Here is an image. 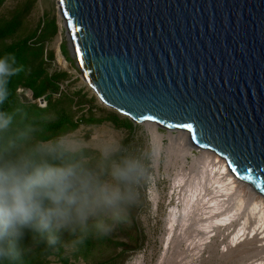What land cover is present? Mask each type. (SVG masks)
Instances as JSON below:
<instances>
[{"label": "water", "instance_id": "water-1", "mask_svg": "<svg viewBox=\"0 0 264 264\" xmlns=\"http://www.w3.org/2000/svg\"><path fill=\"white\" fill-rule=\"evenodd\" d=\"M59 5L71 54L104 105L188 133L264 196V0Z\"/></svg>", "mask_w": 264, "mask_h": 264}, {"label": "clouds", "instance_id": "clouds-1", "mask_svg": "<svg viewBox=\"0 0 264 264\" xmlns=\"http://www.w3.org/2000/svg\"><path fill=\"white\" fill-rule=\"evenodd\" d=\"M15 65L14 55L0 56V264H19L29 237L56 245L65 233L79 242L110 234L129 220L158 155L148 129L103 141L94 159L65 137L38 139L2 107Z\"/></svg>", "mask_w": 264, "mask_h": 264}, {"label": "bare ground", "instance_id": "bare-ground-1", "mask_svg": "<svg viewBox=\"0 0 264 264\" xmlns=\"http://www.w3.org/2000/svg\"><path fill=\"white\" fill-rule=\"evenodd\" d=\"M60 59L65 61L62 53ZM147 126L155 134L156 167L160 170L165 153L178 201L167 220L157 264H264V196L225 159L193 145L188 133L165 134L157 124ZM160 199L156 191V206ZM130 264L147 262L140 257Z\"/></svg>", "mask_w": 264, "mask_h": 264}, {"label": "trees", "instance_id": "trees-1", "mask_svg": "<svg viewBox=\"0 0 264 264\" xmlns=\"http://www.w3.org/2000/svg\"><path fill=\"white\" fill-rule=\"evenodd\" d=\"M7 0H0V56L12 54L16 57V67L21 69L12 76L7 85L8 98L3 104L4 109L17 110L19 120H26L34 125L39 131L37 138L41 140H54L59 137H66L76 132L82 124L100 125L104 122H111L118 129L133 130L135 124L127 117L112 111L106 118L97 119L94 114V107H90V117L82 116L75 120L77 111H84V107L92 103L87 95L80 92L71 95L62 92V83L70 80L71 76L66 71L51 73L49 68L55 60V52L49 51L50 42L58 34L56 18H50L51 31L48 32L47 18L39 24L33 32L28 31L29 17L32 14L37 0H28L26 4L18 5L7 15L2 13ZM75 69L76 61L68 60ZM27 91L32 92L33 99H29ZM60 94V97H56ZM44 98L47 106L42 107L39 100ZM77 109V110H76ZM84 155L90 159L98 156L97 151L83 149ZM138 205L133 209L129 220L118 225L119 229L128 232L131 240H136L138 247L143 246L138 239H142L139 230L137 216ZM132 225L129 226V224ZM113 232L106 236L89 237L79 242L76 237L67 233L63 234L56 245H48L46 241H33L31 237L24 242V252L19 264H50L52 256H59L63 264H77L83 259L86 262L95 261L92 264H116L121 254L116 257H108V251L114 252L121 247L128 248L126 243L116 241ZM67 248H74L71 257H65ZM125 248V249H126ZM101 255L98 260L97 255ZM112 255V254H111ZM107 257V258H106Z\"/></svg>", "mask_w": 264, "mask_h": 264}, {"label": "rangeland", "instance_id": "rangeland-1", "mask_svg": "<svg viewBox=\"0 0 264 264\" xmlns=\"http://www.w3.org/2000/svg\"><path fill=\"white\" fill-rule=\"evenodd\" d=\"M27 1L28 0H7L2 13L7 15L18 5L26 4ZM47 15V22L49 24L48 32L51 31L50 27L52 20L50 18H52V16L56 18L59 27L57 36L50 42L48 46L49 51L55 52V60L51 62V66L49 68L50 72L55 73L56 71H66L70 74V80L62 83L61 85L62 92L71 95L72 93L81 91L83 94L87 95L89 100H92V103L84 107L83 112L77 111L75 114V120H79V118L82 116L90 117V107H94V114L97 119L108 117V114L113 110L104 105L95 95L93 90L88 86V84L85 82L84 76H82L80 69L78 68L77 60L71 54L70 43L66 34V24L60 13L59 0H37L32 14L29 17L27 30L33 32L35 29H37L39 24L44 20V17L47 18ZM61 53L64 56L65 61L60 59ZM67 59L70 61H76L75 69L72 68ZM27 96L29 99H33L32 92L27 91ZM56 97H60V94ZM44 100V98L39 100V103H42L43 107L44 105H47V103L45 104L46 101ZM144 129L149 130L147 125L140 124H135L133 130L118 129L114 126V124L106 121L100 125L82 124L76 132L69 134L65 138L71 142L79 144L83 147V149H91L98 152V149L100 148L103 141L120 135H127L128 140L132 141L135 139L137 133ZM161 131L165 134H168L169 132L164 129H161ZM175 133L177 134V132ZM140 143H143V141H140ZM195 152L199 154L198 151L195 150ZM166 161L167 158L166 154L164 153L161 160L160 170H158L155 165L150 177L144 182L140 189L139 202L137 204V216L139 220V230L142 233V239H138V241H140L143 246L139 248L137 242H135L136 240H131L127 230L123 231L117 226L112 231V237L116 239V241H120L129 245L128 248L121 247L114 252L111 250L105 255L101 253L97 255L98 260H100L101 255H108V257L110 256L113 258L116 257V255L123 253V250L128 249L124 252L123 256L117 259L116 264H130V262L132 263L135 261V259L140 257L144 258L147 264H150L151 261L152 264L158 263L164 247L162 237L166 232L167 220L171 211L176 206H178L176 195H172L173 177H170L165 169ZM190 162H192V160H190ZM156 191L161 195V199L157 206L154 201V193ZM130 225H132V223H130L129 226ZM74 251V248H67L64 256L71 257L72 262H75V259L72 257ZM49 261L50 264H63L61 262V258L56 255L52 256ZM94 262L95 261L90 260L88 263L83 259H80L77 261V264H92Z\"/></svg>", "mask_w": 264, "mask_h": 264}, {"label": "snow or ice", "instance_id": "snow-or-ice-1", "mask_svg": "<svg viewBox=\"0 0 264 264\" xmlns=\"http://www.w3.org/2000/svg\"><path fill=\"white\" fill-rule=\"evenodd\" d=\"M145 119L148 120V121H151V120L153 119V117H151V116H146ZM186 127H188V126L186 125Z\"/></svg>", "mask_w": 264, "mask_h": 264}, {"label": "built area", "instance_id": "built-area-1", "mask_svg": "<svg viewBox=\"0 0 264 264\" xmlns=\"http://www.w3.org/2000/svg\"><path fill=\"white\" fill-rule=\"evenodd\" d=\"M45 104H46V102H45ZM41 106L43 107V104L41 103ZM47 105H44V107H46Z\"/></svg>", "mask_w": 264, "mask_h": 264}]
</instances>
